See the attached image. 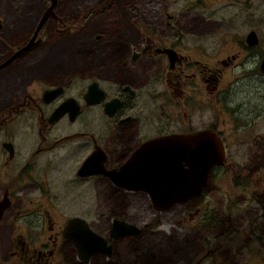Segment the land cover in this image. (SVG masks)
I'll use <instances>...</instances> for the list:
<instances>
[{
	"label": "flooded vegetation",
	"instance_id": "obj_1",
	"mask_svg": "<svg viewBox=\"0 0 264 264\" xmlns=\"http://www.w3.org/2000/svg\"><path fill=\"white\" fill-rule=\"evenodd\" d=\"M201 4L210 6L206 0ZM259 9L251 7L250 0H241L239 7L231 11L232 17L221 19L225 27H231V19L235 18L253 27L230 45L204 37L192 42L176 38L125 42V48L118 43L102 42L108 54L89 66L86 73L75 75L71 71L64 79L48 83L39 91L30 88L36 80L32 78L24 83L21 97L12 95L4 101L0 108V264H85L73 239L63 234L68 218L77 214L58 212L59 191H63L60 186L68 190L76 187L77 195L80 185L87 183L89 190L90 178L104 179L115 190L147 196L142 191L115 185L102 172L79 174L78 169L87 157H93L94 165L105 170L118 168L149 139L200 130L221 140L223 159L233 158L230 150L234 145L264 144V73L258 68L264 50L253 46L261 42L254 31L264 23V7ZM212 29L208 26L203 30ZM251 31L254 40L246 38ZM11 50L14 49H8ZM249 62L253 71H244ZM55 85L60 86V92L43 100L42 90ZM244 86L252 90L251 99L233 93L235 88ZM63 101L64 112L51 119L53 109ZM243 153L245 158L258 159L256 148ZM211 168L208 179L212 176ZM240 176L238 172L236 177ZM236 185L232 186L237 188ZM248 192L250 198L249 193L245 197L257 203L260 210L262 197L253 187ZM86 206L90 207L88 198ZM197 210L198 207L194 212ZM77 216L93 230L86 218ZM112 219L133 223L110 216L107 232L102 235L110 244L109 252H96L103 256L111 255L117 239L141 232L139 229L133 234L111 236ZM193 219L194 215L189 216L190 225ZM156 225L155 222L152 228ZM210 252L211 249L206 250L197 263ZM90 254L86 255V262Z\"/></svg>",
	"mask_w": 264,
	"mask_h": 264
},
{
	"label": "rangeland",
	"instance_id": "obj_2",
	"mask_svg": "<svg viewBox=\"0 0 264 264\" xmlns=\"http://www.w3.org/2000/svg\"><path fill=\"white\" fill-rule=\"evenodd\" d=\"M201 1L55 0L33 46L0 70V108L10 96L21 97L24 83L32 78L36 80L30 88L39 91L71 71L75 75L86 73L89 66L108 54L102 42L125 48V42L175 38L192 42L204 37L230 45L253 28L238 18L231 19V27L221 22L232 17L231 11L239 7L241 0H206L209 7L200 5ZM48 4L49 0H0V57L26 41ZM250 4L259 11L264 0H250ZM165 12L171 14L170 18ZM208 26L213 29L203 30ZM254 31L261 42L252 44L263 52L264 23ZM244 71H253L252 62L245 65ZM233 93L250 99L253 96L248 86L237 87ZM255 148L258 159L245 158L243 151ZM230 155L233 158L224 159V168L212 171L202 194L164 210H153L144 194L115 190L106 180L94 178L89 180V190L87 183L80 185L77 195L76 187L68 190L60 186L63 191H59L57 210L83 216L103 236L110 216H120L139 227L138 235L117 239L110 256L95 252L85 264H198L197 258L208 249L211 252L199 264H264V213L249 200L248 192L253 187L264 203V144L234 145ZM228 167L247 177L245 188L232 186L231 173L225 171ZM193 215L190 225L189 216Z\"/></svg>",
	"mask_w": 264,
	"mask_h": 264
},
{
	"label": "water",
	"instance_id": "obj_3",
	"mask_svg": "<svg viewBox=\"0 0 264 264\" xmlns=\"http://www.w3.org/2000/svg\"><path fill=\"white\" fill-rule=\"evenodd\" d=\"M54 3L55 0H49L29 37L0 61V68L36 42V34L47 16L51 14ZM246 38L254 40L255 35L251 31ZM258 68L264 73V53ZM59 88V85L44 88L41 98L45 101L51 99L60 92ZM65 102H61L53 109L51 119L64 112ZM223 160L221 140L209 131L200 130L189 134L173 133L149 139L141 144L134 157L127 159L118 168L105 170L94 165L93 157H87L80 165L78 173L88 175L102 172L119 187L144 192L151 207L154 210H162L173 203L199 194L207 182L210 168L222 164ZM138 230L136 224L122 219H112L109 229L111 236L133 234ZM63 234L73 239L78 256L84 261L88 253L109 252L110 244L106 243L104 237L92 230L86 221L77 215L68 218Z\"/></svg>",
	"mask_w": 264,
	"mask_h": 264
},
{
	"label": "trees",
	"instance_id": "obj_4",
	"mask_svg": "<svg viewBox=\"0 0 264 264\" xmlns=\"http://www.w3.org/2000/svg\"><path fill=\"white\" fill-rule=\"evenodd\" d=\"M225 166V161L223 162V164H220V165H214L212 168H211V171L213 170H217L218 168H224ZM226 171L230 172L231 173V181L233 182L234 185H236L235 183H239V184H242L244 185L245 183H247V178L242 175L240 179H238L236 177V175L238 174L237 170L236 169H226ZM237 186V185H236ZM261 207H260V213L263 214L264 213V203H261Z\"/></svg>",
	"mask_w": 264,
	"mask_h": 264
}]
</instances>
